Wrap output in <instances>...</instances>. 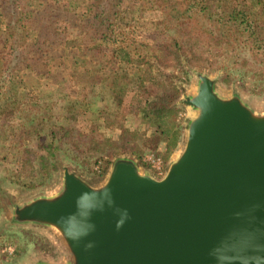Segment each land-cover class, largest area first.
<instances>
[{
	"label": "trees",
	"instance_id": "16d2710c",
	"mask_svg": "<svg viewBox=\"0 0 264 264\" xmlns=\"http://www.w3.org/2000/svg\"><path fill=\"white\" fill-rule=\"evenodd\" d=\"M37 1L0 0V87L25 73L40 81L79 75L88 87L101 83L120 108L128 94H136L131 113L144 126L117 123L112 112L102 109L84 131L71 123L77 100L66 102L65 120L48 105L28 104L27 117L17 116L26 120L19 130L12 123L5 132L0 123V141L4 157L10 152L20 157L19 175L41 176L31 186L53 180L64 156L79 166L96 164L100 175L121 155L147 166L145 150L161 144L168 158L184 135L180 101L185 88L171 81L177 76L167 68L176 65L188 74L189 66L205 67L196 64L198 48L206 53L204 59H230V66L264 80V0H90L82 14L57 0ZM149 11L155 14L147 30L132 42H101L118 22L132 20L135 13L147 20ZM84 63L92 67L77 72L75 66ZM113 125L118 134H102L103 126ZM1 196L13 197L0 185Z\"/></svg>",
	"mask_w": 264,
	"mask_h": 264
},
{
	"label": "water",
	"instance_id": "95a60500",
	"mask_svg": "<svg viewBox=\"0 0 264 264\" xmlns=\"http://www.w3.org/2000/svg\"><path fill=\"white\" fill-rule=\"evenodd\" d=\"M193 73L180 103L195 114L164 176L121 155L92 184L62 163L60 190L8 197L6 221L56 229L70 255L61 264H264V111L222 95L220 74Z\"/></svg>",
	"mask_w": 264,
	"mask_h": 264
},
{
	"label": "rangeland",
	"instance_id": "374dc122",
	"mask_svg": "<svg viewBox=\"0 0 264 264\" xmlns=\"http://www.w3.org/2000/svg\"><path fill=\"white\" fill-rule=\"evenodd\" d=\"M56 2H59L64 8L69 7L82 14L88 9L90 0H57ZM31 3L36 5L41 2L32 0ZM154 14L153 11H149L146 13L149 18L142 20L141 17H138V13H135L132 20L118 22L113 31L101 42L106 46L132 42L134 38H138L145 32L144 30H147L149 19ZM63 24L64 22H60L61 26ZM196 52V56H198L196 64L203 62L205 67L189 66L190 71L188 74L184 73L176 65L167 68L168 72L177 76L171 81L182 84L185 88L181 98L185 93L192 94L195 91L198 80L193 73V69H201L214 76L220 74L218 89L222 95L228 96L234 91H238L243 99L255 110L264 111V80L261 81L256 78L251 71L230 66V59L226 60L222 57L204 59L203 57H205L206 53H202L201 48H198ZM211 64L217 68L214 70L211 67H206L211 66ZM75 67H77V72L80 73L88 71L92 65L84 63L82 65L77 64ZM165 69L163 68V70ZM138 98L134 93L128 94L127 103L120 108L112 97L106 93L101 83H96L91 88L79 80V75L62 80L40 81L39 79H31L25 73L17 75L5 87H0V123L3 124L5 132L9 131L8 129H10L12 123L16 124V128L19 130L20 127L18 125L21 120L26 121L24 117H27L26 114L24 115V108H28V104L35 102L48 105L54 116L60 120H65L62 112L66 111V102L77 100L74 109L75 118L71 123L74 124L75 122V125L81 130H89L92 120L97 119L99 111L102 109L112 112L117 123H123L133 128L143 127V120L138 115L131 113L133 104H136ZM180 106L182 107L180 116L183 120L184 135L178 147L168 158L165 144H161L157 149L149 148L144 153V161L147 166L140 163L143 169L152 172L154 175L150 160L155 157H161L166 162L167 169L169 161L178 156L183 148L186 124L188 119L194 116L195 112L186 104L180 103ZM18 110L20 111L18 112ZM27 113L29 114L30 112L27 111ZM20 115L24 117H17ZM123 116H126V118ZM101 130L102 134L110 136H115L119 133V127L115 125L103 126ZM7 135L4 134L5 137ZM3 144L0 141V185L13 195L15 202L22 203L37 196L53 195L60 190V170L50 182L36 185V187L34 185L31 186V184L40 182L41 176L19 175L20 157L13 152L8 153L4 157V153L2 154L3 149H1ZM150 154L155 157L150 156ZM63 158L62 163L69 164L92 184H99L107 177L109 170L104 175H100V168L94 163L87 166H79L70 157L64 156ZM10 204L8 197H0V264H36L39 261L61 264L70 260V255L56 229L40 224H28L25 226L15 223L9 224L6 219L11 215L12 207Z\"/></svg>",
	"mask_w": 264,
	"mask_h": 264
},
{
	"label": "built area",
	"instance_id": "2783aa9c",
	"mask_svg": "<svg viewBox=\"0 0 264 264\" xmlns=\"http://www.w3.org/2000/svg\"><path fill=\"white\" fill-rule=\"evenodd\" d=\"M150 156L155 157L154 155L150 154ZM150 166L154 170V173L157 177L164 176L166 172V162L163 161L161 157H155L152 160H150Z\"/></svg>",
	"mask_w": 264,
	"mask_h": 264
}]
</instances>
